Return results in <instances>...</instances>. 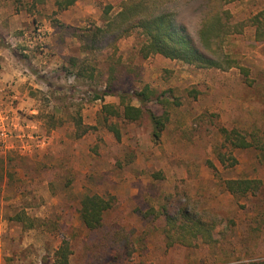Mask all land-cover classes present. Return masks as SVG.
Listing matches in <instances>:
<instances>
[{
    "label": "rangeland",
    "instance_id": "rangeland-1",
    "mask_svg": "<svg viewBox=\"0 0 264 264\" xmlns=\"http://www.w3.org/2000/svg\"><path fill=\"white\" fill-rule=\"evenodd\" d=\"M56 1L0 0V264H53L64 238L71 264H87L89 231L79 215L85 194L114 198L106 225L136 230V253L124 264H264V157L233 149L221 132L264 130V42L255 41V28L224 42L249 70L246 78L238 68L143 59L139 30L93 46L89 31L125 0H76L62 10ZM206 5H169L204 53ZM225 8L239 23L264 15V0ZM146 88L155 92L146 108L170 117L160 143L146 114L135 122L110 116L118 141L102 124L104 105L119 107L126 95L138 107L135 95ZM110 89L115 94L102 97ZM238 178L262 180V191L234 197L222 183ZM178 207L215 218L220 242L168 248L161 214ZM139 211L150 214L142 219Z\"/></svg>",
    "mask_w": 264,
    "mask_h": 264
},
{
    "label": "trees",
    "instance_id": "trees-1",
    "mask_svg": "<svg viewBox=\"0 0 264 264\" xmlns=\"http://www.w3.org/2000/svg\"><path fill=\"white\" fill-rule=\"evenodd\" d=\"M21 1L15 0L16 3ZM177 1L179 0H125L121 3L120 10L113 16L112 7H107L104 11V26L89 31L90 40L94 46L107 36L121 38L134 30H139L145 38V43L140 49L143 59L160 55L199 69L238 68L247 78L249 70L224 51V42L234 34H243L246 26L255 28V41L264 42V15L258 14L246 21L233 23L232 14L225 7L244 0H207V10L200 30L204 53L183 31L184 27L178 23L175 13L169 9V5ZM75 2L76 0H57L56 5L62 10L74 5ZM113 94L115 92L110 89L104 92L102 97ZM153 95L155 92L150 88L137 93L135 98L140 103L138 107L132 105L131 101L128 102L126 95H119L121 106L104 105L103 126L113 132L120 141L121 132L117 125L110 123L109 117L135 122L146 114L152 127V139L156 144L160 143L170 117L167 112L156 115L146 108ZM221 132L233 149L255 148L264 157V130H257L250 136L236 129L232 131L222 129ZM218 157L224 165L228 161L225 154L219 153ZM231 159L233 161L231 166H235L238 163L237 159L232 156ZM262 186L263 181L256 178L228 179L222 183V187L236 198L256 196L262 191ZM114 204V198L97 194H85L80 200V219L89 231L86 245L87 264H124L136 253V230L106 225L105 214L113 209ZM138 214L145 219L150 213L139 211ZM161 215L165 216L166 225L163 232L168 248L177 244L194 247L200 240L212 247L220 242L215 237L218 228L215 218L197 216L186 207H178L173 212L164 208ZM219 234L223 236L224 232L220 231ZM72 254V244L70 240L64 238L54 254L53 264H71Z\"/></svg>",
    "mask_w": 264,
    "mask_h": 264
}]
</instances>
